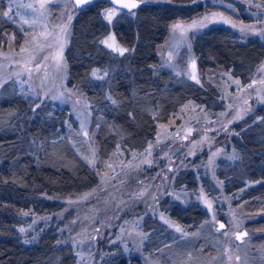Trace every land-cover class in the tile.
<instances>
[{"label":"rangeland","instance_id":"1","mask_svg":"<svg viewBox=\"0 0 264 264\" xmlns=\"http://www.w3.org/2000/svg\"><path fill=\"white\" fill-rule=\"evenodd\" d=\"M3 2L0 103L20 95L36 111L66 109L76 120L72 143L100 179L89 192L61 197L64 209L54 216L36 218L44 223L39 230L48 228L51 222L63 224L59 229L64 230L63 242L72 245L75 264H117L118 255L128 258L129 264L132 256L139 257V264H199L196 251H202L211 261L218 256L216 261L221 264H264V197L234 204L217 179L219 169L237 156L233 140L240 139L242 122L264 106V62L254 78L244 83L223 67L202 71L194 51L198 36L213 26L228 28L243 39L257 38L264 44V0H195L183 9L187 14L198 10L199 5L204 7L199 14L170 23L166 38L157 48L160 63L153 74L157 86L154 89L143 83L133 91L135 108L140 112L157 108L161 115H151L162 117L166 107L180 103L179 113L166 122L157 119V134L144 149L126 151L118 145L106 158L97 154L95 132L104 125L115 131L118 124L124 128L128 123H119L121 114L116 111L110 115H102L99 109L92 112L93 101L83 85L68 86L66 82L67 51L79 1L0 0V5ZM104 3L103 17L113 29L124 10L114 6L112 0ZM8 22L17 27H4ZM101 43L106 51L101 50L96 58L111 69L107 73L108 69L95 68L92 75L101 80L107 75L113 89V78L128 71L122 58L128 49L119 43L113 30ZM130 70L139 72L136 67ZM164 70L171 74L167 81L159 77ZM204 84L217 93V102L225 105L223 110L195 100L199 92L208 90ZM101 86L99 81L91 95L99 99L98 93H103L111 98ZM174 87L183 90L175 96ZM110 104L113 106L112 101ZM9 118L0 117V123H7ZM93 123H98L94 130ZM192 204L201 205L208 213L194 229L178 223L170 214L174 205ZM219 221L224 223L223 228L218 227ZM34 226L31 220L20 227L26 241L35 240ZM243 229L247 234L238 241L237 232Z\"/></svg>","mask_w":264,"mask_h":264},{"label":"trees","instance_id":"2","mask_svg":"<svg viewBox=\"0 0 264 264\" xmlns=\"http://www.w3.org/2000/svg\"><path fill=\"white\" fill-rule=\"evenodd\" d=\"M95 1L90 2H94L91 6H85L90 4L87 3L78 7L67 51L66 82L68 86L83 85L87 97L93 101L92 112L99 109L102 115H110L116 111L121 114L117 121L128 123L124 128L117 123L115 131L104 125L95 132L97 154L106 158L118 145L126 151L144 149L157 134V119L166 122L179 113L180 103L166 107L162 117L151 115L153 112L161 115L157 108L140 112L135 108L133 91L143 83H148L154 89L157 86L153 77L160 63L157 48L166 38L170 23L177 18L199 14L204 7L199 5L198 10L184 14L183 9L195 0H165L167 2L161 3L148 0L135 11H124L113 23L112 29L103 17L104 0ZM0 10L5 12L4 2ZM4 27L14 30L17 26L8 22L4 23ZM111 30L119 43L128 49V53L122 57L128 71L113 78L116 85L113 89L107 82L110 77L105 75V79L101 80L92 75L95 68L108 69L107 73L111 69L104 61L98 63L96 58L101 50L106 51L101 39ZM194 51L198 58L197 65L202 71L223 67L244 83L254 78L264 62V44L259 39H243L223 26H213L199 35L194 42ZM133 67L138 68L139 72L131 71ZM159 77L167 81L171 74L164 70ZM98 80L111 98L103 93H98L99 99L91 95L97 90ZM204 86L208 90L206 93L199 92L195 100L208 108L223 110L225 105L217 102V93L211 91L210 85ZM182 90L174 87L172 92L176 96ZM32 107V103L20 95L9 102L0 103V117H10L7 123H0V264H75L72 245L63 242L64 230L59 229L63 224L51 222L48 228L39 230L44 223L36 218L43 219L61 212L64 209L61 197L89 192L100 184V179L72 143L71 131L77 127L73 116L66 109H56L50 113L36 111ZM263 113L264 106L258 107L242 122L243 132L241 127L238 128L242 134V137L239 135L241 142L233 140L237 156L230 164L219 166L222 168L217 172L222 189L234 204L246 201L248 204L258 197H264ZM94 124L98 126V123H93V130L96 127ZM166 206L164 208L167 210ZM170 214L178 223L193 229L208 215L199 204L187 207L174 205ZM30 219L35 223L36 232L27 236H35V240L26 241L20 227L31 222ZM196 253L199 264H215L219 260L218 256L213 261L209 260L210 257L202 254V251ZM116 257L117 264H129L128 258L122 255ZM130 264H139V257L132 256Z\"/></svg>","mask_w":264,"mask_h":264},{"label":"water","instance_id":"3","mask_svg":"<svg viewBox=\"0 0 264 264\" xmlns=\"http://www.w3.org/2000/svg\"><path fill=\"white\" fill-rule=\"evenodd\" d=\"M80 5L83 4H87L90 3L93 0H78ZM112 3L114 4V6L120 7L122 10L127 11V12H132L135 11L137 9H139L144 2L143 1H139V0H112ZM135 4L136 7H125L124 5H131V4ZM221 225H223V227L225 226L224 223L222 221H219V228H223L221 227ZM247 234V230L243 229L242 231L237 232V240L240 241L242 240V237L245 236ZM239 237V238H238Z\"/></svg>","mask_w":264,"mask_h":264},{"label":"snow or ice","instance_id":"4","mask_svg":"<svg viewBox=\"0 0 264 264\" xmlns=\"http://www.w3.org/2000/svg\"><path fill=\"white\" fill-rule=\"evenodd\" d=\"M124 6H125V7H133V8L136 7V5H135L134 3L131 4V5H127V4H126V5H124ZM5 15H7V13H5ZM195 23H196V22H193V25H192V26H195ZM174 27H175V28H180L181 25H175ZM110 46H111V45H110ZM221 227H223V225H221ZM238 238H239V237H238Z\"/></svg>","mask_w":264,"mask_h":264}]
</instances>
